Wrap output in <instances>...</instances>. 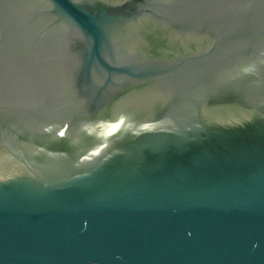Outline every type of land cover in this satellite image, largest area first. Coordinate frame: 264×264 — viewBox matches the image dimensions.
I'll use <instances>...</instances> for the list:
<instances>
[{"label":"water","instance_id":"95a60500","mask_svg":"<svg viewBox=\"0 0 264 264\" xmlns=\"http://www.w3.org/2000/svg\"><path fill=\"white\" fill-rule=\"evenodd\" d=\"M0 151V264H264V0H0Z\"/></svg>","mask_w":264,"mask_h":264},{"label":"bare ground","instance_id":"6f19581e","mask_svg":"<svg viewBox=\"0 0 264 264\" xmlns=\"http://www.w3.org/2000/svg\"><path fill=\"white\" fill-rule=\"evenodd\" d=\"M128 29H129V32H128V33L132 32V30L134 29V24L130 25V26L128 27ZM137 38H138V37L133 38V41L130 42V44H129L128 46H130V45L133 46V44L136 45V41H135V40H137ZM114 126H116V122H115L110 128H112V127H114ZM5 158H6V156L0 151V160L5 159ZM6 161H9V160H6ZM9 162H10V161H9ZM9 162H6V163L9 164V166L12 165V164L9 163Z\"/></svg>","mask_w":264,"mask_h":264}]
</instances>
